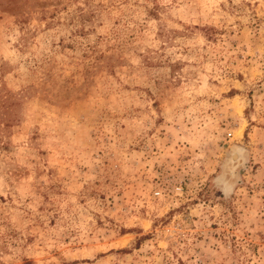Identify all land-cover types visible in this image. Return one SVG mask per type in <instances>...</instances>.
<instances>
[{
  "label": "rangeland",
  "instance_id": "374dc122",
  "mask_svg": "<svg viewBox=\"0 0 264 264\" xmlns=\"http://www.w3.org/2000/svg\"><path fill=\"white\" fill-rule=\"evenodd\" d=\"M0 264H264V0H0Z\"/></svg>",
  "mask_w": 264,
  "mask_h": 264
},
{
  "label": "water",
  "instance_id": "95a60500",
  "mask_svg": "<svg viewBox=\"0 0 264 264\" xmlns=\"http://www.w3.org/2000/svg\"><path fill=\"white\" fill-rule=\"evenodd\" d=\"M243 150H244V149H243L242 147H238V148H236L235 151H234L233 154H232V159L235 161V160H238L239 158H241ZM236 153H239V155L236 156V157H234V155H235Z\"/></svg>",
  "mask_w": 264,
  "mask_h": 264
},
{
  "label": "bare ground",
  "instance_id": "6f19581e",
  "mask_svg": "<svg viewBox=\"0 0 264 264\" xmlns=\"http://www.w3.org/2000/svg\"><path fill=\"white\" fill-rule=\"evenodd\" d=\"M239 155V153H236L235 155H234V157H236V156H238Z\"/></svg>",
  "mask_w": 264,
  "mask_h": 264
}]
</instances>
